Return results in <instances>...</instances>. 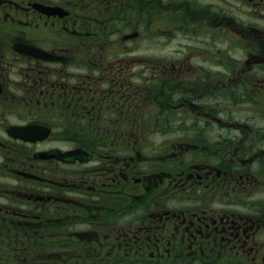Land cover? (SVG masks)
<instances>
[{"label":"flooded vegetation","instance_id":"flooded-vegetation-1","mask_svg":"<svg viewBox=\"0 0 264 264\" xmlns=\"http://www.w3.org/2000/svg\"><path fill=\"white\" fill-rule=\"evenodd\" d=\"M0 264H264V0H0Z\"/></svg>","mask_w":264,"mask_h":264}]
</instances>
